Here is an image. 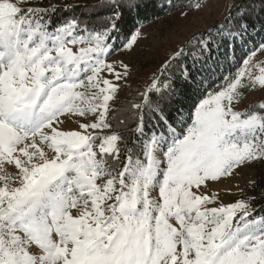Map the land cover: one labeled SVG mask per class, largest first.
I'll return each instance as SVG.
<instances>
[{
  "label": "snow or ice",
  "instance_id": "6c2138e0",
  "mask_svg": "<svg viewBox=\"0 0 264 264\" xmlns=\"http://www.w3.org/2000/svg\"><path fill=\"white\" fill-rule=\"evenodd\" d=\"M42 3L0 0V264H264V204L209 183L264 168V103L237 110L264 92V18L233 3L128 101L140 0H104L100 27Z\"/></svg>",
  "mask_w": 264,
  "mask_h": 264
},
{
  "label": "rangeland",
  "instance_id": "374dc122",
  "mask_svg": "<svg viewBox=\"0 0 264 264\" xmlns=\"http://www.w3.org/2000/svg\"><path fill=\"white\" fill-rule=\"evenodd\" d=\"M78 1L81 0H50L49 3L43 0L41 6L47 7L52 4L56 6L68 5L78 3ZM198 1L204 3L195 12L187 14V18L179 14L140 27V31L145 38L140 40L139 46L135 48L134 52L125 55L123 58L132 68V82L136 81V85L138 84L141 91L150 83L152 62L159 66L161 61L184 47L192 36L223 24L230 13L231 5L239 2V0ZM254 59L264 60V56L257 52V57H254ZM142 67L146 69L142 70ZM130 94L131 89L126 93H121V96L126 100L130 97ZM262 99H264V92L258 89L253 90L251 94L242 97L241 102L237 105V110L247 111L253 103ZM256 172L257 169L254 168L245 170L235 177H224L221 181L209 182L212 185V192L218 193L224 203L235 202L243 193L241 190L253 182Z\"/></svg>",
  "mask_w": 264,
  "mask_h": 264
},
{
  "label": "trees",
  "instance_id": "16d2710c",
  "mask_svg": "<svg viewBox=\"0 0 264 264\" xmlns=\"http://www.w3.org/2000/svg\"><path fill=\"white\" fill-rule=\"evenodd\" d=\"M44 1L46 3L50 2V0H44ZM200 2L198 0H140V4H141L140 17L137 18L135 13H133L131 16L127 15L126 13L124 22L121 25V27L127 30L132 27L133 23H135L137 26L147 25L151 22L161 20L170 16H176L179 14L184 15L186 17L187 14L193 13L199 8L197 7V5H201L204 3V2L202 3ZM103 3L104 0H81L75 4H68V5L63 4L60 6H56L57 10L55 16L57 18H63V17L70 18L73 16L77 18H84L88 20L90 25L94 24L96 27H100L101 24L106 19V16H101L96 19H92V18L96 16V13L98 11H104L105 13L107 12V9H101L100 7ZM245 4L246 7L249 8L250 15L253 21H259L261 18H264V12L261 11V9L264 8V4H261V0H245ZM228 17L229 15L225 18L223 24L219 25V27L221 28L231 27ZM206 31L207 30L199 32L198 34L192 36V38L189 40L191 41V44H188L189 41L185 43L184 47L187 45L185 50L187 51L190 48H195L197 46L199 34L205 33ZM253 35L257 43L261 40L262 37H264V34L253 33ZM194 37L197 39H194ZM252 46L253 45L250 43L248 47L251 48ZM165 60L161 61L159 66L156 63L152 62L153 64L151 66V73L153 74L154 72H156V70L162 65V63ZM144 69L142 67V70ZM215 75L216 73H213L211 68L206 69L203 73V77L206 80L214 79ZM137 89L140 90L138 84L136 85V81H133L130 97L127 98L126 100L131 101L133 97L136 95ZM200 91L201 88L199 87L198 79L193 80L190 83L178 81L177 94L174 97V102L171 105V109L183 107L186 111L191 106L193 99H195L199 95ZM261 103H264V99L253 103L248 108V110L252 106H256L257 110H259L258 106ZM256 169L257 172L255 175V179L253 181L256 182L257 187L253 189L251 187L253 182H251L250 184L244 187L243 193L240 195V198H246L248 196H253V195L256 196L257 200H259V203L257 204V207L259 208L261 204H264V198H262L264 197V168L257 167Z\"/></svg>",
  "mask_w": 264,
  "mask_h": 264
}]
</instances>
